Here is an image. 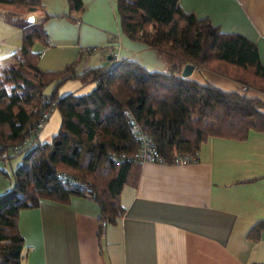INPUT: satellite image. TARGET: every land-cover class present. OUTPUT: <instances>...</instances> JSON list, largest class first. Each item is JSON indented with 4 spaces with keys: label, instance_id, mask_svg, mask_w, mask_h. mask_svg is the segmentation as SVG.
Returning a JSON list of instances; mask_svg holds the SVG:
<instances>
[{
    "label": "trees",
    "instance_id": "obj_1",
    "mask_svg": "<svg viewBox=\"0 0 264 264\" xmlns=\"http://www.w3.org/2000/svg\"><path fill=\"white\" fill-rule=\"evenodd\" d=\"M68 2L73 10L82 6L81 0ZM0 8L8 11V23L21 29L13 61L0 66V160L20 155L19 163L0 168L9 180L0 193V264H21L23 238L17 216L41 198L62 204L72 196L88 198L99 208L100 223L123 214L120 190L141 163L116 166L108 153L134 151L133 130L150 135L161 163L167 164H174L177 155H197L210 136L244 140L250 130L264 132L263 100L180 75L190 63L264 93V64L255 44L183 11L178 0H117L123 33L155 49L167 62L165 72L148 71L131 59L80 73L73 63L59 70L41 69L39 53L32 47L44 41L43 20L48 15L38 22L26 16L41 10L40 0H0ZM69 79L94 87L58 97L59 86ZM49 84L53 88L47 95L43 89ZM43 95L55 100L53 108L60 113L57 132L47 141H32L12 152L47 107ZM57 173L66 178L62 181ZM263 225L256 222L247 236L256 237Z\"/></svg>",
    "mask_w": 264,
    "mask_h": 264
},
{
    "label": "crops",
    "instance_id": "obj_2",
    "mask_svg": "<svg viewBox=\"0 0 264 264\" xmlns=\"http://www.w3.org/2000/svg\"><path fill=\"white\" fill-rule=\"evenodd\" d=\"M40 3L41 10L32 12L28 21L48 15L43 20L46 37L32 47L41 69L59 70L73 63L80 73L131 59L148 71L167 70L155 49L123 33L117 0H81L79 10L71 9L68 0ZM178 3L221 32L252 41L264 64V0ZM5 12L0 8V16L12 25ZM20 43L0 39L7 54L0 66L13 61ZM87 48L92 50L87 53ZM194 74L198 78H191ZM189 78L264 101L263 92L210 70L193 67ZM46 122L27 143L49 139ZM19 160H0V168ZM8 185L0 172V193ZM119 202L123 214L104 226L97 204L80 196H72L68 204L41 198L34 207L21 209V264H264V225L256 237L247 236L256 222L264 221V132L250 130L244 140L210 136L193 162H142L136 176L122 186Z\"/></svg>",
    "mask_w": 264,
    "mask_h": 264
},
{
    "label": "built area",
    "instance_id": "obj_3",
    "mask_svg": "<svg viewBox=\"0 0 264 264\" xmlns=\"http://www.w3.org/2000/svg\"><path fill=\"white\" fill-rule=\"evenodd\" d=\"M92 49L87 48L86 52L89 53ZM55 100H51L48 96H42V105H47L41 111L38 119L32 125L31 129L27 133L24 141L21 143L15 144L11 147L12 152L20 151L26 144L27 138L33 137L36 133L42 128L46 120L48 119L51 110L53 109ZM132 136L137 142V148L132 152H109L108 157L111 159L112 163L116 166L122 163H131V162H159L161 163L160 156L157 152V149L154 146L152 137L145 133H137L135 130L132 131ZM197 155H177L174 163H187L195 160ZM57 177L62 181L66 178L65 173H57ZM102 226L105 225L104 222L101 223Z\"/></svg>",
    "mask_w": 264,
    "mask_h": 264
},
{
    "label": "rangeland",
    "instance_id": "obj_4",
    "mask_svg": "<svg viewBox=\"0 0 264 264\" xmlns=\"http://www.w3.org/2000/svg\"><path fill=\"white\" fill-rule=\"evenodd\" d=\"M6 13V12H5ZM13 14V13H11ZM31 13H28L26 16L31 15ZM14 15V14H13ZM20 32L21 30L19 28H16L12 25L6 24V22L3 20L2 16H0V39H4L7 38L8 42H16L20 43ZM0 63H4L5 60V56H7V54L5 53L4 48H6L5 45L0 47ZM35 50L39 48V44H36L34 46ZM12 51L9 52V54ZM193 79L198 78L197 74L192 75ZM94 87L93 83H86V84H82L80 83L78 80H67L65 82V84L59 86L58 88V97H62L70 92H74V93H86L89 92L92 88ZM53 88V84H49L46 85L43 89V91H45V93L50 94L51 90ZM47 124H46V134H50L49 135V139H51V137L53 136V134H55L59 128V124H60V113L58 111L57 108L52 109L51 114L49 115L48 120H46ZM40 141H43L42 138H40ZM48 139V140H49ZM14 159H20V155H16ZM12 163V162H11Z\"/></svg>",
    "mask_w": 264,
    "mask_h": 264
},
{
    "label": "water",
    "instance_id": "obj_5",
    "mask_svg": "<svg viewBox=\"0 0 264 264\" xmlns=\"http://www.w3.org/2000/svg\"><path fill=\"white\" fill-rule=\"evenodd\" d=\"M193 70V65L190 63H186L183 65L181 71H180V75L182 77H189L191 72Z\"/></svg>",
    "mask_w": 264,
    "mask_h": 264
}]
</instances>
